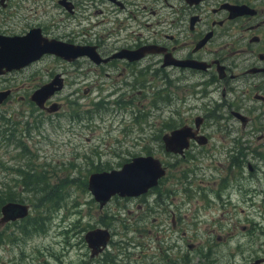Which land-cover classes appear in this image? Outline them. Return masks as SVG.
<instances>
[{
    "label": "flooded vegetation",
    "instance_id": "af4514ba",
    "mask_svg": "<svg viewBox=\"0 0 264 264\" xmlns=\"http://www.w3.org/2000/svg\"><path fill=\"white\" fill-rule=\"evenodd\" d=\"M29 33L44 46L57 47L63 55L45 51L20 67H3L0 69V91L7 90L4 101L7 100L8 103L15 99H27L41 116L61 112L78 101L74 98L69 100L68 97H56L67 85L83 84L84 93L74 87L69 90V94H77L76 98L86 97L88 107L90 98H93V95L89 96L90 87L86 85L90 77L95 80L97 93H101L108 80L123 82V92L107 83L108 88L116 91V95L108 100L119 102L124 98L138 102V109L133 108L128 113L134 120L141 112H146V102L163 100L170 106L178 104L180 100L174 96L173 85L181 80L191 86L197 98L205 95L208 97L204 114H192L190 119L168 129L189 124L193 126V135L202 134L206 141L198 143L191 138L188 147L179 153L167 151L164 143L155 142V137L150 133L138 144L140 148L161 151L148 152L161 160L166 168L165 174L146 192L135 196L113 195L110 199L136 200L133 208L135 226H131L134 222L123 221L124 224H120L121 230H146V235L153 237L151 241L137 240L145 255L153 251L151 248L154 249L157 258L153 264H218L224 255L219 241L226 236L219 232L222 229L219 219L211 223L205 222V211L211 207V199H205L202 192L197 195L193 190H182L183 186L178 184L181 179L173 182L172 173L168 174L169 162L166 163L164 156L182 161L190 157L200 159L204 147L211 141L210 132L205 131L207 122V126L213 131L238 133L241 136L247 135L249 139L248 146L243 148L244 152L239 149L234 153L230 152L229 170H236L230 178L234 185L242 183L246 175L251 181L262 179L264 0H0V49H3L2 39L14 40ZM84 46L91 47L90 54L71 57V53L84 49ZM10 47L22 49L23 45L12 43L7 49ZM139 49L137 55L141 52L143 54L134 57V51ZM143 72L147 73L140 76ZM102 73L104 77L101 79ZM54 80H58L56 85L60 87L46 98L44 107L38 106L31 99L32 92ZM20 87L23 89L21 93ZM120 92L122 93L119 95ZM213 92H219L220 98L217 93L213 95ZM112 93L113 90L110 89L104 94ZM25 95L27 98H24ZM193 99L189 96L185 101ZM209 103H213L211 114L216 117L209 116ZM52 105L55 108H51ZM197 106L200 107V104ZM188 108H191L190 104ZM216 108H222L223 112L220 113ZM13 113L16 114V111ZM197 116L201 117L198 126L194 122ZM72 118L80 120L81 116L76 113ZM21 121L25 126L30 124L26 120ZM18 131V121L15 119L10 135L5 138L9 139ZM195 147L200 149L191 153ZM134 155L135 152L123 160ZM124 161L121 162L118 156L116 165ZM243 163L248 164L249 170L243 167ZM184 175L191 183V174ZM224 178L219 175V182L225 183ZM85 184L91 201L102 208L103 205L100 206L93 197L87 181ZM221 187L216 191L219 198L224 196L222 192L230 194L234 190H228L224 184ZM194 196L200 204L184 206L178 200L182 197L183 201H190ZM218 208L216 206L215 211ZM131 210L127 207L126 211L130 214ZM18 219L20 218L8 220L4 224ZM93 220L97 222L99 219L95 216ZM150 221L156 227L154 231L145 228ZM96 222L93 226V221L89 220L84 229L101 227L107 228L110 233L106 246L99 253L92 255L90 250L91 258L106 251L108 244L113 241L112 229ZM231 226L235 227L236 221H232ZM246 226V223L240 224L241 229L246 230ZM85 233L86 231L84 239ZM201 233H206L207 236L204 245ZM129 261L125 264H130ZM106 263L109 264V261ZM232 263L264 264V254H250L247 259H241V263Z\"/></svg>",
    "mask_w": 264,
    "mask_h": 264
},
{
    "label": "rangeland",
    "instance_id": "374dc122",
    "mask_svg": "<svg viewBox=\"0 0 264 264\" xmlns=\"http://www.w3.org/2000/svg\"><path fill=\"white\" fill-rule=\"evenodd\" d=\"M103 77L102 73L101 79ZM107 83L120 88L122 92L125 88L123 82L108 80ZM107 83L101 93H97L95 80L91 77L87 80L89 96L93 95L88 107L86 97L76 98L77 94H69V90L74 87L84 93L83 84L67 85L56 97L78 101L61 112L45 113L43 116L27 99L0 103V121L6 120L13 124L17 119L19 128L9 139H0V193H11L29 205V212L24 218L0 226V264H108L107 261L109 264H125L129 260L130 264H153L157 258L153 248V251L145 255L141 251V244H137V240L151 241L153 238L146 235V230H121L120 224H124L123 221L134 222L131 226H135V199L112 198L102 208L91 201L85 182L91 171L99 169L92 164L91 158L96 156L103 162L106 159L114 160L115 155H119L122 162L134 152L160 153L159 149L140 148L138 143L150 133L155 137V142L159 143L165 130L190 119L192 114H204L208 97L205 95L197 98L191 86L181 80L173 85L174 96L180 100L178 104L170 106L163 100L146 102V112H141L134 120L128 113L133 108L138 109L139 103L124 98L119 102L108 100L116 95V91L108 88ZM110 89L113 90L112 94H104ZM19 91H23L22 87ZM215 93L219 95V92H213V95ZM189 96L194 99L185 101ZM188 104L191 108H188ZM209 104V116L216 117L211 114L213 104ZM76 113L80 114V120L72 118ZM21 119L30 124L25 126ZM207 125L205 122V131L210 132L211 141L204 147L200 159L190 157L182 161L167 156L164 159L167 164L169 162L168 174L172 173L173 182L181 179L178 184L183 186L182 190H193L197 195L202 192L205 199H211L212 205L205 211V222L219 219L222 226L219 232L226 236L219 241L224 255L218 264H233L232 261L241 263V259H247L250 254H264V175L257 181H251L246 175V181L234 185L230 178L236 170H229L230 152L234 153L237 149L244 152L243 148L248 146L249 139L247 135L240 136L238 133L216 132ZM9 132L5 135H10ZM199 149L195 147L191 153ZM94 162L97 164L96 160ZM182 164L185 166L182 167ZM29 167L46 178V185L40 190V198L21 183V179L27 176V173L22 175L21 170L27 172ZM243 167L249 170L248 164L243 163ZM184 173L191 174V183ZM219 175L225 177V183L219 182ZM222 184L228 190H234L230 194L222 192L224 196L219 198L216 191L222 189ZM38 186H41L40 182ZM178 200L184 206L200 204L196 196L190 201H183L182 197ZM126 206L132 209L130 214ZM216 206L219 208L215 211ZM95 216L99 219L97 222L93 220ZM89 220L93 221V226L95 222H101L113 231V241L108 244V249L92 258L83 237L87 229H84V225ZM232 221H236L235 227L231 226ZM242 223H246V230L240 228ZM145 228L152 231L156 229L151 221ZM202 236L204 245L206 233Z\"/></svg>",
    "mask_w": 264,
    "mask_h": 264
},
{
    "label": "water",
    "instance_id": "95a60500",
    "mask_svg": "<svg viewBox=\"0 0 264 264\" xmlns=\"http://www.w3.org/2000/svg\"><path fill=\"white\" fill-rule=\"evenodd\" d=\"M12 40L13 38H4L1 41L3 49H0V69L3 67L8 69L20 67L38 58L45 51L63 55L57 47H46L44 44H41L31 33L13 40V44H22V49H14L11 47L7 49L8 46L12 45ZM90 50L91 47L85 48L84 46V49L71 53V57L90 54ZM139 51L140 49L134 51V57L143 54L141 52L140 55H137ZM65 58H69V56H65ZM57 82L58 80H54L37 87L32 92L31 99L38 106L44 107L46 98L60 87V85H56ZM6 96L7 90L0 91V103L4 101ZM51 108H55V105H52ZM200 121V116L195 117L194 122L196 126L199 125ZM192 128L193 126L184 124L163 133L162 142L164 143V148L167 151L181 153L182 147H188L191 138L198 143H202L204 141L203 135H193ZM165 172L166 168L158 157L150 153L138 154L122 163L120 167L90 173L87 183L93 197L102 206L113 195L135 196L146 192L149 187L157 183L158 179ZM0 211V224H4L8 220L26 216L29 212V206L27 203L20 201H7L1 206ZM85 239L91 250V254L95 255L106 246L109 239V232L107 228L95 227L85 233Z\"/></svg>",
    "mask_w": 264,
    "mask_h": 264
},
{
    "label": "trees",
    "instance_id": "16d2710c",
    "mask_svg": "<svg viewBox=\"0 0 264 264\" xmlns=\"http://www.w3.org/2000/svg\"><path fill=\"white\" fill-rule=\"evenodd\" d=\"M12 125L13 124L6 122V120L0 121V139H3V137L6 136L5 133H7V131L12 128ZM9 134H10V132H9ZM30 168L31 167H29L27 169V172H24V170H21V171H23L21 173L22 175L24 173H27V176L25 175L24 180L21 179V183L25 184V188L27 190L32 191L38 198H40V196H42L41 195L42 191H40V190H42V188L45 187V185H46L45 179L46 178H44L43 174H39V172H37V171L30 170ZM30 176L32 177L34 182L31 181ZM38 182H40L41 186H38ZM15 200L23 201L21 199L16 198L15 195H13L11 193H7V192L0 193V203H1L0 206L7 201H15Z\"/></svg>",
    "mask_w": 264,
    "mask_h": 264
},
{
    "label": "bare ground",
    "instance_id": "6f19581e",
    "mask_svg": "<svg viewBox=\"0 0 264 264\" xmlns=\"http://www.w3.org/2000/svg\"><path fill=\"white\" fill-rule=\"evenodd\" d=\"M213 104V103H212ZM213 107V106H212ZM215 110H217V111H219L220 113L221 112H223V111H221L220 109H215ZM240 135V134H239ZM241 136V135H240ZM243 136H245V135H243ZM206 140H204L202 143H204ZM186 147H182V152H183V150L185 149ZM119 155H115V159L114 160H112V159H106L105 161H103V162H101V161H99L98 160V158L96 157V156H94V157H92L91 158V160H92V164L94 165V166H96V167H98L99 169H95V170H93V171H91L90 173H92V172H96V171H101V170H106V169H112V168H114V167H116L117 165H116V162H117V157H118ZM94 160H96L97 161V164L94 162ZM116 165V166H115ZM89 173V174H90ZM89 174H88V176H89ZM88 176H87V178H88ZM252 187H255V186H252ZM246 190H247V188H246ZM263 197H264V192H263ZM92 227V226H91ZM95 228V227H94ZM90 229H93V228H87L86 229V232L88 231V230H90ZM109 233H110V231H109Z\"/></svg>",
    "mask_w": 264,
    "mask_h": 264
}]
</instances>
